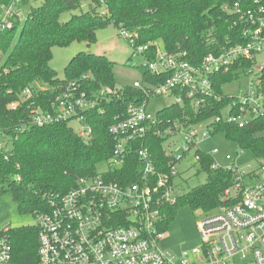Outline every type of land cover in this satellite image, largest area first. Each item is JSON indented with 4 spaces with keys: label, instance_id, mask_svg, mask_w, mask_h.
Instances as JSON below:
<instances>
[{
    "label": "built area",
    "instance_id": "obj_1",
    "mask_svg": "<svg viewBox=\"0 0 264 264\" xmlns=\"http://www.w3.org/2000/svg\"><path fill=\"white\" fill-rule=\"evenodd\" d=\"M29 2L0 3V39L25 22ZM224 11L233 21L235 35L215 44L198 63H192L186 52H169L161 42L139 45L130 33L118 31L132 55L142 59L138 68L148 79L130 85L142 90L145 99L129 102L123 113L114 115L108 129L114 140L111 157L101 163L106 169L79 178L64 195L46 197L47 209L33 215L38 229L37 264H264V161L242 174L233 165L220 167L213 157L216 148L206 152L199 147L211 136L214 124L244 128L264 117V0L226 4ZM229 73L233 80L221 84L222 91L217 92L218 77ZM162 76L161 82L155 81ZM87 79L88 75H81L59 88L50 87L53 97L48 100L43 96L46 86L32 85L6 109L23 107L28 128L74 122L79 125L76 135L88 141L92 136L88 114L102 113V105L120 98L124 91L123 87H82ZM236 83L240 87L237 93L224 91ZM162 96L173 99L170 105L188 103L194 111L215 109L216 113L194 125L186 117L158 118L149 110L148 101ZM155 138L162 142L163 164L153 159L147 146ZM179 139L178 155L172 148ZM10 145L11 138L0 127V149L7 150ZM191 152L199 171L204 156H209L213 158L210 169L230 170L235 181L223 192L222 204L214 212L201 213L197 222L200 245L173 255L161 249L160 243L166 237V209L174 206L178 197L176 166ZM133 155L134 164L130 160ZM126 163L136 167L137 173L131 175L135 180L112 179ZM20 180L18 177L17 182ZM10 229L0 230V264L12 263Z\"/></svg>",
    "mask_w": 264,
    "mask_h": 264
},
{
    "label": "trees",
    "instance_id": "obj_2",
    "mask_svg": "<svg viewBox=\"0 0 264 264\" xmlns=\"http://www.w3.org/2000/svg\"><path fill=\"white\" fill-rule=\"evenodd\" d=\"M9 1L0 0V3ZM246 1L252 0H42L39 6H30L25 22L19 28L2 34L0 39V127L6 129L11 138L9 149H0V195L9 192L24 213L34 215L46 210V197L66 194L79 178L94 175L97 167L111 157L114 140L108 129L113 124L114 115L123 113L129 102L145 99L142 90L132 85L124 86L120 98L102 105V113L94 111L88 114L87 123L92 127L88 141L80 139L67 121L44 127H26V110L18 107L16 111H10L6 106L32 85L46 86L47 91L43 95L46 100L53 97L50 87L59 88L80 79L81 75L89 76L82 87L91 84L95 88L116 89L114 62L104 55L83 51L69 59L64 67V78L59 79L50 66L52 48L79 42L95 44L96 32L113 26L117 31L130 33L139 45L161 42L167 51L186 52L192 63H198L215 44L221 45L235 35L233 21L229 14L223 12L224 5L236 2L245 5ZM26 2L24 0V4ZM83 3L87 4L88 11L60 23L63 13L74 12ZM101 10L107 13L101 14ZM138 70L142 81L147 80L146 72ZM163 79L162 76L155 81ZM232 80L230 73L218 77L217 92L222 91L221 84ZM215 113V109L194 111L184 103L183 106L164 107L156 112V116L171 120L186 117L187 122L194 125ZM216 134L235 143L241 151L250 152L255 160L264 158V117L244 128L214 124L211 136ZM147 146L153 159L163 164L161 140L150 139ZM131 159L134 164L136 156H131ZM212 161L213 158L204 156L200 163V171L207 176L206 182L178 196L176 204L166 209L164 232L176 208L181 205L210 214L222 204L220 197L232 186L235 176L230 170L210 169ZM134 168L126 163L112 179L135 180L137 171ZM18 177L21 180L17 182ZM37 231L36 226L10 229L11 264H37Z\"/></svg>",
    "mask_w": 264,
    "mask_h": 264
},
{
    "label": "rangeland",
    "instance_id": "obj_3",
    "mask_svg": "<svg viewBox=\"0 0 264 264\" xmlns=\"http://www.w3.org/2000/svg\"><path fill=\"white\" fill-rule=\"evenodd\" d=\"M41 2L42 0H30L28 7L39 6ZM86 11H88L87 4L83 3L78 10L63 13L60 17V23L69 20L71 16H78L81 12ZM82 51L95 55H104L111 62H114L113 73L117 88L129 86L135 81H141L138 67L142 65V59L139 56L132 55L130 45L118 36V31L113 26L98 30L95 44L88 45L79 42L63 48H52L50 66L59 79L63 80L64 67L69 59ZM239 89L240 87L236 83L226 86L224 91L235 94ZM172 102L173 99L171 97L151 98L148 101V108L152 113H156L172 104ZM68 125L74 132L79 130V125L74 122H70ZM180 144L181 139L177 140V144L172 148L175 154H180ZM199 147L206 152L216 148L217 153L213 156L216 163L222 168H229V166L233 165L242 174L255 170L257 164L264 161V158L259 161L255 160L250 152L241 151L235 143L227 141L221 134L209 136L207 140L199 144ZM189 154L176 166L178 175L174 179V187L178 196L189 192L198 185L204 184L207 180L206 174L199 171L197 165L193 162L194 153L191 152ZM228 155L231 159L227 161L225 157ZM105 169L106 166L104 164H100L97 167V171H104ZM200 217L201 212L198 210L193 211L187 205H181L176 208L172 221L166 229V237L160 243V248L171 252L173 255H179L182 250L198 247L200 245V237L197 233V222ZM34 225V216L30 213L21 212L9 192H4L0 195V230L7 226L12 229H19V227H33Z\"/></svg>",
    "mask_w": 264,
    "mask_h": 264
}]
</instances>
